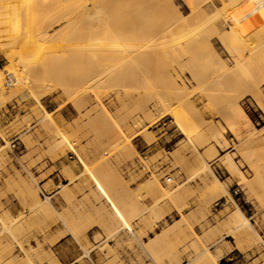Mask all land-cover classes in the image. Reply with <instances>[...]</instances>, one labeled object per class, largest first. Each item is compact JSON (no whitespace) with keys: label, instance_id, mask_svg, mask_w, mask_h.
<instances>
[{"label":"rangeland","instance_id":"obj_1","mask_svg":"<svg viewBox=\"0 0 264 264\" xmlns=\"http://www.w3.org/2000/svg\"><path fill=\"white\" fill-rule=\"evenodd\" d=\"M78 1L52 2L68 12L63 13L67 21L53 26L67 22L61 35L70 36L63 47L0 46L6 80L9 74L14 82L18 77L11 71L10 52L29 64L33 79L20 91H3L0 85V264H198L194 260L203 248L212 257L223 252L221 264H264V128L259 129L264 110L251 95L231 93L229 81H216L222 70L199 42L211 34L213 47L234 63L218 38L241 20L234 3L193 0L197 9L190 0H174L179 9L174 11L163 2L155 8L158 0L142 5L143 0H117L122 5L115 3L114 15L119 7L130 12L119 9L122 14L115 16L121 23L105 15L89 19L83 11L87 14L92 0ZM44 12L37 16L46 18ZM127 21L135 22L133 27ZM124 47L132 53L124 54ZM43 80L58 89L38 99L30 87ZM21 91H28L27 98ZM261 91L264 101V83ZM236 105L245 118L235 112ZM64 108L74 117L63 118ZM165 109L178 111L183 128ZM227 151L236 167L220 159ZM157 181L168 195L159 209L142 214V206L163 192ZM237 203L258 231L242 247L235 235H225Z\"/></svg>","mask_w":264,"mask_h":264},{"label":"bare ground","instance_id":"obj_2","mask_svg":"<svg viewBox=\"0 0 264 264\" xmlns=\"http://www.w3.org/2000/svg\"><path fill=\"white\" fill-rule=\"evenodd\" d=\"M55 0H0V46L2 47H9V48H17V47H27V48H32V49H39L38 51H41L44 50V49H52L54 48L55 46H64L66 43H67V39L69 38L68 36H62L61 35V31H63V27L67 24L63 23L62 25L60 24V26L58 28H53L54 25L60 23L62 21V18L67 21L64 17L66 16L65 14L68 15V12L65 13V10L63 11L62 8L61 11L62 12V16H61V11H59V9H57L52 2H54ZM56 1H59V0H56ZM78 1V0H77ZM83 1L85 2V4L87 3L86 0H79L78 2L80 3H83ZM90 1V0H88ZM105 1H108V0H104L103 3ZM111 1L112 4V8H111V3L109 4L108 7H106L107 3H109ZM108 1L107 3L105 2V6L103 5L102 0L100 2V0H92V5L89 7V10L87 11V14H85V11H83L84 15H89V17H103L104 15L110 20V19H114V17H117L115 15H119L120 13L122 14V11L121 10H128L126 6H128V3L129 1L131 2V0H129L128 2H126L127 4L123 5L124 7L126 8H118V14L115 13L114 15V6H115V3L117 4V7H118V3L121 2V1H118L117 3V0H110ZM125 1V0H124ZM123 1V2H124ZM127 1V0H126ZM133 1V0H132ZM141 1V0H139ZM145 0H143V2L141 3V5L144 2ZM156 1V0H155ZM159 2L158 5L155 4V8L156 6H163L162 3L160 4V2H163L164 3H168L170 4L169 6H171V8L174 10V11H178L179 9H177L175 6V1L174 0H158ZM189 1V0H188ZM206 1V0H205ZM234 5L236 6L237 10L240 12L241 14V20L237 23H234L232 24L229 28H228V31H226V33L224 34H221L219 35V40L221 41V43L223 44V47L225 48V50L234 57V63L233 64H230L222 55L221 53L217 52V50L215 49V47H213L212 43H211V37L213 38V36H211V34H208L206 32V37H203L201 41H199L200 43H204L206 45V48L207 50L209 51V53L207 52V54H212L214 57V61L215 63H218L220 69L222 70V72L218 73L217 76L215 77L216 81H221L223 82L224 80L226 81H229L230 84H231V89L232 92L231 93H239L241 96H244V95H251L258 103V105L264 110V101L262 100V91H261V85L264 83V0H231ZM65 2V1H64ZM62 3V5L66 4L67 2L65 3ZM75 2V1H73ZM72 2V3H73ZM78 2L76 4H78ZM134 2H136L134 0ZM133 2V3H134ZM138 2V0H137ZM151 2V0H150ZM153 2V1H152ZM186 2V1H185ZM191 3H193L192 6H194V2L196 1H189ZM201 2V1H200ZM204 2V1H203ZM202 2V3H203ZM50 3H52L53 6L50 5ZM59 3V2H58ZM140 3V2H139ZM147 3V2H146ZM156 3V2H154ZM153 3V4H154ZM198 3V1H197ZM61 4V3H60ZM68 4L71 5V3L69 2ZM67 4V5H68ZM88 4V3H87ZM132 3H130V6L131 8L135 6V4L131 5ZM138 4V3H136ZM151 4V3H150ZM196 4V3H195ZM69 5V6H70ZM119 5H122V3ZM200 5V4H199ZM56 6H59V4H56ZM76 6V5H75ZM165 6V5H164ZM198 4H196L194 7H197ZM68 7V6H67ZM152 6H150L149 8H151ZM168 7V5L166 6ZM165 7V8H166ZM199 7V6H198ZM197 7V9H198ZM70 8V7H69ZM68 8V10H69ZM75 7H72V10L74 9ZM85 8H87L85 6ZM111 8V9H110ZM130 8V7H128ZM130 8V9H131ZM140 8L142 9V6H140ZM144 8V6H143ZM159 8H161L159 6ZM164 8V7H163ZM63 9H65V7L63 6ZM111 11H110V10ZM121 9V10H119ZM146 9V8H144ZM154 9V8H153ZM169 9V8H168ZM195 9V8H194ZM195 9V12L196 10ZM47 11V14L46 18H40L39 16H37L38 13H40V11ZM71 10V8H70ZM139 10V9H138ZM161 10V9H160ZM116 11V9H115ZM120 11V13H119ZM134 11V9H133ZM132 11V12H133ZM137 11V9H136ZM134 11V12H136ZM198 11V10H197ZM73 12L75 13V10H73ZM73 12L69 13V15L73 14ZM132 12H131V16L130 18L132 17ZM143 12V11H141ZM140 12V13H141ZM145 12V11H144ZM159 12V11H158ZM201 12V11H200ZM42 13V12H41ZM43 13V15H45ZM63 13L64 16H63ZM82 13V15H83ZM124 13V11H123ZM129 10H128V16H129ZM139 13V14H140ZM168 13V12H167ZM177 13V12H176ZM199 13V12H198ZM204 13V12H203ZM135 14V13H134ZM146 14V13H145ZM165 14V13H164ZM83 15V16H84ZM149 15H153V14H149ZM161 15V14H160ZM177 15H181L179 18L176 17L177 19H180L182 17V14L179 12L177 13ZM193 12H192V16H193ZM198 16V14H195ZM201 15V14H200ZM75 16V15H74ZM120 16V15H119ZM122 16H125L124 14ZM139 16H142L139 15ZM138 15L135 17H139ZM184 16V15H183ZM202 16V15H201ZM73 17V16H72ZM86 17V16H85ZM84 17V18H85ZM88 17V16H87ZM91 17L89 19H91ZM134 17V16H133ZM132 17V18H133ZM144 17V16H142ZM141 17V18H142ZM147 17V15H146ZM152 17V16H151ZM159 17V16H158ZM205 16H203L204 18ZM71 18V17H70ZM82 18V17H81ZM80 18V19H81ZM119 17H117V20L119 21L118 19ZM155 18V17H154ZM176 18L174 17L173 18V21L176 20ZM190 18V16L188 17ZM201 18V17H200ZM74 19V17H73ZM86 19V18H85ZM106 19V18H105ZM136 19V18H135ZM144 19V18H143ZM141 19V20H143ZM148 19V18H147ZM146 19V20H147ZM183 19V17H182ZM180 19V20H182ZM191 19V18H190ZM189 19V20H190ZM195 19V18H194ZM206 19V18H205ZM69 20V19H68ZM71 20V19H70ZM69 20V21H70ZM92 20V19H91ZM90 20V21H91ZM103 22H104V18H102ZM108 20V21H109ZM124 21V19H122ZM138 20V19H136ZM135 20V21H136ZM161 20V19H160ZM167 20L168 19V16H167ZM172 20V18H171ZM170 20V22H171ZM180 20H178L180 22ZM185 20V19H183ZM73 21V20H72ZM71 21V22H72ZM76 21V20H75ZM87 21V19H86ZM134 21V19H133ZM132 21V22H133ZM149 22V19L147 20ZM207 21V20H206ZM64 22V21H63ZM79 22H81L79 20ZM89 22V21H88ZM121 22V19L120 21ZM118 22V23H119ZM129 21H127L128 23ZM131 22V21H130ZM131 22V23H132ZM138 22V21H137ZM143 22V21H142ZM141 22V23H142ZM158 22V20L156 21ZM155 22V23H156ZM175 22V23H174ZM173 23L174 24H177V21H174ZM192 22V21H191ZM211 22H213L211 20ZM73 23V22H72ZM78 23V22H77ZM96 23V22H95ZM106 23V22H105ZM122 23V22H121ZM126 23V22H125ZM131 23L128 25H131ZM135 22H133L134 24ZM154 23V24H155ZM167 23V22H166ZM184 23V22H183ZM193 23V22H192ZM206 23V22H205ZM65 24V25H64ZM80 24V23H79ZM139 24V23H138ZM144 24V22H143ZM151 24V23H150ZM162 24V23H161ZM189 23L187 22V25ZM202 24V21L201 23ZM204 24V23H203ZM209 24V22H208ZM73 25V24H72ZM74 25H77V24H74ZM82 25V24H81ZM120 25H123V24H120ZM119 25V26H120ZM127 25V24H125ZM146 25V24H145ZM172 25V24H171ZM194 25V24H193ZM191 25V26H193ZM212 25V24H210ZM209 25V26H210ZM214 25V24H213ZM78 26V25H77ZM95 26V24H94ZM132 26V25H131ZM138 26V25H137ZM148 26V25H147ZM170 26V25H169ZM190 26V27H191ZM208 26V25H206ZM258 26L260 27L261 29V32L259 33L257 28ZM73 27V26H72ZM87 27V26H86ZM90 27V25L88 26ZM133 27V26H132ZM136 27V26H134ZM163 27V26H162ZM167 27V26H166ZM176 27V25H175ZM198 27V26H197ZM201 27V26H200ZM204 27V26H203ZM22 28H24V30L27 31V34L26 36H23V31ZM120 28V27H119ZM129 28H131L129 26ZM138 28V27H137ZM145 28V27H144ZM171 28V27H169ZM194 28V27H192ZM199 28V27H198ZM208 28H211V27H208ZM52 29V30H51ZM66 29V28H65ZM74 27L70 30H73ZM122 29V28H121ZM140 29V28H139ZM161 29V27H160ZM176 29V28H175ZM204 29V28H203ZM206 29V28H205ZM51 30V31H50ZM69 30V29H68ZM69 30V31H70ZM156 30V29H155ZM164 30V29H163ZM188 30V29H187ZM196 30H198L196 28ZM196 30H194L196 32ZM215 30H216V27H215ZM214 30V31H215ZM67 31V30H66ZM65 31V32H66ZM67 31V32H69ZM74 31V30H73ZM121 31V30H120ZM131 31V30H130ZM128 31V32H130ZM135 31V30H134ZM146 31V30H145ZM167 31V30H166ZM191 31V30H190ZM202 31V30H201ZM207 31V30H206ZM212 32V31H211ZM210 32V33H211ZM216 32V31H215ZM47 33V34H45ZM120 33H123L122 31ZM132 33V32H131ZM130 33V34H131ZM148 33V32H146ZM161 33V32H159ZM158 33V34H159ZM205 33V32H203ZM44 34L43 38H40L39 40L37 39L40 35ZM63 34V33H62ZM71 34V33H70ZM133 34H135L133 32ZM93 35V34H92ZM124 35H126L124 33ZM135 35H138V34H135ZM151 35V34H149ZM202 35V33H201ZM215 35V33H214ZM91 36V35H90ZM153 36V35H152ZM156 36V35H155ZM205 36V35H204ZM96 37H94L93 40H96ZM131 37V36H130ZM133 37V36H132ZM149 37V36H147ZM154 37V36H153ZM195 37V36H194ZM215 37V36H214ZM140 38V37H139ZM151 39V37H149ZM132 39V38H131ZM135 39V38H133ZM132 39V40H133ZM145 39V38H144ZM148 39V38H147ZM131 40V41H132ZM136 40V39H135ZM134 40V41H135ZM140 40V39H139ZM92 41V40H91ZM138 41V40H137ZM142 41V39H141ZM140 41V42H141ZM143 41H146V40H143ZM95 41H92L91 44H94V47L97 46V44L93 43ZM134 44V43H132ZM131 44V45H132ZM135 46L137 44H134ZM140 45V43L138 44ZM139 46H137L138 48ZM59 48V47H58ZM130 48V45L129 47ZM137 48L134 46L132 47V50L136 49L135 51H137ZM141 48V47H140ZM11 50V49H10ZM124 50V54L128 52L127 49H125V47L123 48ZM131 50V48H130ZM129 50V51H130ZM9 51V50H8ZM8 51H6L8 53ZM56 51V50H55ZM140 51V50H139ZM14 52H17L16 50ZM48 52V51H47ZM46 51L44 53H46L48 55ZM50 52V51H49ZM54 52V50H53ZM53 52H51V54H53ZM131 52V51H130ZM134 52V51H133ZM206 52V51H205ZM204 52V53H205ZM11 53V52H10ZM9 53V57L10 59L13 61L12 62V65L11 67L13 69H11V71H15L18 75L17 77V81L16 82H9L8 80H6L5 78V69H0V85L2 87V90H6L8 88H11V87H14V88H18L19 91L21 88L23 87H27L29 86L30 82H32L31 80L33 79H30L29 77V64L26 63V62H23L21 60H17L16 58H14V56L16 57V54L14 56H12V54ZM132 53V52H131ZM136 53V52H135ZM134 53V54H135ZM34 55H35V52H34ZM33 55V56H34ZM205 56V54H203ZM38 56V54H37ZM45 57V55H42V57ZM135 56V55H134ZM208 56V55H207ZM19 57V56H18ZM43 57V59H44ZM209 57V56H208ZM35 58V57H34ZM203 59H206L204 57H202ZM210 58V57H209ZM206 59V61L208 62V59ZM20 59V58H19ZM43 59H39L38 61L40 62V60H42L41 62L44 63ZM211 60V59H209ZM35 61H37L35 59ZM37 61V63H38ZM205 61V62H206ZM34 63V62H32ZM36 63V64H37ZM214 63V64H215ZM35 64V63H34ZM35 64V65H36ZM41 65V63H39ZM38 64V65H39ZM44 65H46L44 63ZM210 66V65H209ZM9 66H6L5 68H8ZM42 67V66H41ZM29 68V69H28ZM40 68V66H39ZM216 68V67H215ZM32 69V68H31ZM35 70V69H34ZM37 70V69H36ZM39 70V69H38ZM42 70V69H41ZM9 73V72H8ZM41 73V72H40ZM40 75V74H39ZM44 75V74H43ZM46 75V74H45ZM8 76V75H7ZM42 75H40V79H41ZM36 78V77H35ZM38 78V77H37ZM44 78V77H43ZM48 80V79H47ZM208 84L211 82V79H208ZM36 81V79H35ZM220 82V83H221ZM202 83V82H201ZM203 83H207V80H204ZM202 83V85H204ZM57 84V83H56ZM54 83H51L50 80L49 82L45 83V81L43 80L42 82H33L32 85H33V89L30 87L31 89V92L33 93V95H37L36 97L38 99H42V96L44 97V95L48 94V93H51L52 91L58 89V86ZM200 85V84H199ZM201 88V86H200ZM204 88V87H203ZM24 89V88H23ZM22 95L20 94V96L22 97H25L28 95V91H21ZM31 96V95H30ZM27 98V97H25ZM35 98V97H34ZM169 106V105H168ZM237 106V105H236ZM172 108V107H170ZM177 108V107H176ZM235 109V112H237L239 114L240 117H246L245 115V111L243 110V108L241 106H237L234 108ZM166 113H173L174 118H177L178 116L176 115V112L178 111H175L174 112V109H165ZM179 114V113H178ZM52 115V114H51ZM52 118V117H51ZM50 118V120H51ZM47 119V118H46ZM177 124L183 128L182 124L180 123V120L179 118L175 119ZM48 121V120H47ZM53 123V122H52ZM250 124V122H248ZM247 125V124H246ZM252 126V125H251ZM250 128V127H249ZM264 128V126H262L261 128L259 129H262ZM254 129V128H252ZM250 129V132H253V130ZM241 131V128H236V127H232V132L233 133H236V135L240 136V133L242 134ZM184 132V131H182ZM225 136H223L222 138H224ZM128 143H130L129 141V138H128ZM224 145H227L228 144V141L226 138H224ZM185 144V143H184ZM183 145V144H182ZM187 146V145H185ZM75 150L76 148L73 147ZM182 148V147H181ZM2 148H0L1 150ZM177 149L179 150V148H176V151ZM181 150V149H180ZM179 150V151H180ZM3 151V150H2ZM77 151V150H76ZM79 152V151H77ZM2 153V152H1ZM177 153V152H176ZM79 154V153H78ZM80 155V154H79ZM224 158V162H227L229 165L231 164V166H235V160L232 156V154H230L229 151L225 152L224 154H222L220 156V159L221 158ZM81 160H83L81 158ZM207 166H205L206 168L208 169H212L211 167H209V163L206 164ZM238 165V164H237ZM236 167V166H235ZM241 178L243 179V181H246V176L244 174H241ZM156 178V177H155ZM153 177V179L156 180ZM153 180V181H154ZM98 181V180H97ZM217 181L219 183V186L222 187V189L224 190V192H226L227 194L229 193L228 191V188L225 186V183L219 179L217 177ZM157 184L162 187V190L163 192L161 194H158L157 196L155 195L154 196V200L153 202L148 206V207H144L142 206V214H143V209L144 210H150V211H156L158 208V205L160 204L161 201H163V199H165V196L168 195L167 191L165 190L164 191V186L159 182L157 181ZM156 184V185H157ZM99 186H101V184L99 183ZM172 193H170L171 195ZM230 196V195H229ZM171 197V196H170ZM231 197V196H230ZM233 199V198H232ZM47 200L49 201V196L47 198ZM234 201V200H233ZM114 203V202H113ZM145 205V204H144ZM160 206V205H159ZM138 207V206H137ZM141 212H140V215H141ZM227 225H226V228H225V235L226 236H229V235H235L237 237V244L239 245V247H242V246H246V243L249 241V239H255L256 236L258 235V231L255 229L253 223L250 221V218L246 215L245 211L243 210V208L237 203L236 206L233 208V210L231 211V213L229 214V218H228V221H227ZM226 224V223H225ZM225 226V225H224ZM176 228V227H175ZM158 234H161V232H158ZM257 234V235H256ZM260 238V237H259ZM153 239H156V237H153ZM248 239V241H247ZM261 239V238H260ZM156 241V240H154ZM153 243V241H151ZM153 246V245H152ZM197 248V250H199L198 247H195ZM224 253L221 252L220 255L217 257L216 256H211V254L209 253V250L208 248H203L201 250L198 251V256L196 255V261L194 260V262H197L198 261V264H221L220 263V257H222ZM19 260V259H18ZM20 264H21V260H19ZM191 262V261H190ZM19 264V263H18ZM185 264H188V263H185ZM190 264V263H189ZM192 264V263H191ZM194 264V263H193Z\"/></svg>","mask_w":264,"mask_h":264},{"label":"crops","instance_id":"obj_3","mask_svg":"<svg viewBox=\"0 0 264 264\" xmlns=\"http://www.w3.org/2000/svg\"><path fill=\"white\" fill-rule=\"evenodd\" d=\"M47 105H51V103H49ZM60 114L65 119H67V117H70V118L74 117L73 112L67 111V109H65V108L63 110H61Z\"/></svg>","mask_w":264,"mask_h":264},{"label":"built area","instance_id":"obj_4","mask_svg":"<svg viewBox=\"0 0 264 264\" xmlns=\"http://www.w3.org/2000/svg\"><path fill=\"white\" fill-rule=\"evenodd\" d=\"M8 81L11 82V83L14 82L15 81V76L13 74H9L8 75ZM168 180H171V178H168Z\"/></svg>","mask_w":264,"mask_h":264}]
</instances>
